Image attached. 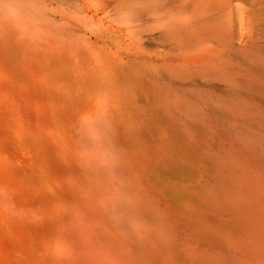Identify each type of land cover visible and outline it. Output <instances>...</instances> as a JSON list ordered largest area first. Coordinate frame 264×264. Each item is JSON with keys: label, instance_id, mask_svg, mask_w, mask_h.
<instances>
[{"label": "rangeland", "instance_id": "1", "mask_svg": "<svg viewBox=\"0 0 264 264\" xmlns=\"http://www.w3.org/2000/svg\"><path fill=\"white\" fill-rule=\"evenodd\" d=\"M0 264H264V0H0Z\"/></svg>", "mask_w": 264, "mask_h": 264}, {"label": "bare ground", "instance_id": "2", "mask_svg": "<svg viewBox=\"0 0 264 264\" xmlns=\"http://www.w3.org/2000/svg\"><path fill=\"white\" fill-rule=\"evenodd\" d=\"M123 13H124V12L121 11V10H118V11L114 12V13H113L114 19H115L116 21H120L119 17H120ZM123 24H124V23H123Z\"/></svg>", "mask_w": 264, "mask_h": 264}]
</instances>
